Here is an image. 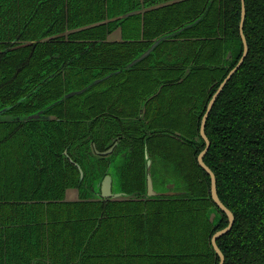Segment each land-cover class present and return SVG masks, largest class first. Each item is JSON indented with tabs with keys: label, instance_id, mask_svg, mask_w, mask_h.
<instances>
[{
	"label": "trees",
	"instance_id": "1",
	"mask_svg": "<svg viewBox=\"0 0 264 264\" xmlns=\"http://www.w3.org/2000/svg\"><path fill=\"white\" fill-rule=\"evenodd\" d=\"M163 1L167 0L149 2ZM30 2L27 8L34 5L35 0ZM121 4L116 1L110 15L115 14ZM245 4L244 32L249 51L218 95L206 123L210 146L205 161L216 174L222 201L235 215L232 228L219 237V244L226 254L225 264H264V0H245ZM99 6V0H86L82 9L71 19V25L105 18ZM130 7L141 6L132 1ZM142 18L141 14H133L121 22L117 21L118 24H124L125 37H135L136 40H92L106 37L109 29L115 25V21H108L73 32L71 41L41 42L33 53L32 45L15 46L3 51L6 44L0 41V95L6 89L23 88L20 97L33 87V84L28 83L29 78L37 83L38 90L35 93L38 102L32 103L34 93L32 98L27 96L8 110L14 115L9 119L10 122L23 121L25 119L21 116L37 109H24L15 113L17 108H42L62 97L71 85L82 87L90 79L120 70L95 84L94 88L103 85L108 87L94 92L87 103L94 105L91 115H99L110 106L113 113L135 116L143 97L157 89L159 79L153 66L158 64L160 76L170 83H166L148 102L147 116L152 117L151 127L155 131L149 138V145L154 153L164 154L166 161L177 165L186 174L192 194L183 199L187 246L182 255H148L136 264H153L154 259L156 264H161L167 258V264H201L209 261L210 252L213 254L208 232L212 233L226 225L228 219L227 214L218 210L220 223L212 228L214 223L210 221V215L218 208L212 205L211 175L198 161L199 153L206 146L200 129L210 98L244 52L240 27L242 0H179L148 10L144 15L145 39L141 40ZM50 20H44L41 26ZM33 21L32 26L35 24ZM182 26H185L184 29L175 38L162 41L147 57L133 67L125 68L151 43L152 38ZM38 32L35 29L28 30L23 37H35ZM16 34L17 30H12L9 38ZM178 37H186L179 43V51L176 45ZM75 56L72 66L66 71L67 77L59 73L44 80L54 74L53 71L62 61ZM23 58L24 65L21 70H17L23 64ZM173 60L177 61L171 63ZM78 66L84 68L78 69ZM185 70L187 73L183 75V80H174ZM119 90L121 95L116 99L115 94ZM16 96L17 93L13 95L14 100ZM9 99V102L14 101L13 98ZM70 101L74 103L73 106L65 107L66 103L60 102L48 112L57 111L61 116L70 118L89 116L87 112L78 110L79 100L72 98ZM26 121L31 123L40 120L33 118ZM54 131L62 136L61 141L64 136L73 134L65 124ZM176 131L181 133L180 137L175 135ZM139 143L142 145L143 141ZM167 200L172 201L173 198ZM195 204L198 205L197 209ZM197 231L201 237L200 245L193 237ZM169 239V247L178 251L180 245L172 243L174 237ZM150 247L158 249L153 243ZM103 259L107 263L112 260L110 256Z\"/></svg>",
	"mask_w": 264,
	"mask_h": 264
},
{
	"label": "flooded vegetation",
	"instance_id": "2",
	"mask_svg": "<svg viewBox=\"0 0 264 264\" xmlns=\"http://www.w3.org/2000/svg\"><path fill=\"white\" fill-rule=\"evenodd\" d=\"M29 1L32 3L33 0H0V41L6 44L3 51L15 46L32 45L33 53L41 42L71 41L73 32L108 21H115V25L109 29L106 37L92 40H136L135 37H125L124 24L117 23L133 14H141L143 17L139 38L142 40L145 39V12L162 6L158 5L160 2L150 3V0H99V7L105 18L72 26L71 19L82 9L86 0H35L34 5L31 4L27 8ZM116 1L122 3L120 9L110 15ZM132 1L141 7L131 8ZM156 4L158 6H155ZM135 10L138 12L130 13ZM48 18H51L50 22L41 26ZM33 20L35 24L32 26ZM182 27L167 30L152 38L151 43L142 52L149 49L155 39L162 35L169 34L166 39L175 38L176 34L184 29L179 30ZM34 29L39 31L35 37H23L28 30ZM12 30H17V34L9 38ZM174 31L177 32L173 33ZM109 36L115 39L109 40ZM184 39L186 37H178L177 48ZM75 59L76 56L62 61L53 71L54 74L48 75L44 80L59 73L67 77L66 71ZM22 60L23 64L17 70L22 69L25 58ZM151 63L153 65V62ZM153 67L159 84L155 91L143 97L139 112L135 116L113 113L110 106L99 115H91L94 105L87 103L88 98L94 92L106 90L108 87L93 86L115 72L90 79L82 87L71 85L62 97L42 108L22 106L14 111L18 113L24 109H37L33 113H39L40 121L31 123H27L25 117L32 113L21 116L25 119L23 121L10 122L9 119L14 115L8 110L27 96L31 97L38 90L37 83L29 78L28 83L33 84V87L20 97L18 96L23 88L6 89V92L0 95V264H136L139 259L143 260L148 255L167 257L185 253L183 249L187 246V239L184 231L183 199L191 197V189L186 183L185 172L166 161L164 154L154 153L149 145V138L155 131L151 127L152 117L147 116L148 102L169 82L160 76L158 64ZM83 68L78 66V69ZM186 73L185 70L174 80H183ZM16 93L17 98L14 100L13 95ZM115 95L116 99L119 98L121 90ZM9 98H13L15 102H9ZM72 98L80 101L78 110L87 112L89 116L70 118L67 115L61 116L57 111L48 112L60 102L66 103L65 107L74 104L70 101ZM38 100L35 93L32 103ZM157 105L158 103L155 106ZM64 124L75 135L68 134L61 141L62 136L54 130ZM180 134L179 131L175 132L177 137H180ZM139 141H143V144ZM149 159L152 161L151 168L148 166ZM149 169L156 180L155 188L158 191L170 188L176 192L171 195H157L156 198H144L148 192ZM141 173L143 177L140 178ZM108 177L109 181L106 179ZM174 178H182L186 185L183 181L181 184L180 181L176 182ZM106 185L110 186V191L116 196H103ZM167 198L173 200L168 201ZM212 201V205L215 204L218 208L210 215V221L214 223L212 228L220 223L218 210L227 214L228 222L212 233L208 232L213 254L210 252L209 261L201 264H220L221 255L214 246L213 235L230 222L228 213L215 199ZM194 207L197 209L198 205L195 204ZM173 233L180 245L178 251L169 247L168 241L173 237ZM221 235L217 238V244L225 255V264L226 254L219 244ZM193 237L200 245L201 237L198 231ZM152 243L153 246H158V249L151 248ZM108 256L112 260L107 263L103 257ZM168 262L167 258L161 264ZM152 263L156 264L155 259Z\"/></svg>",
	"mask_w": 264,
	"mask_h": 264
},
{
	"label": "water",
	"instance_id": "3",
	"mask_svg": "<svg viewBox=\"0 0 264 264\" xmlns=\"http://www.w3.org/2000/svg\"><path fill=\"white\" fill-rule=\"evenodd\" d=\"M175 1H179V0H167V1H163V2H160L158 5H165V4H168V3H172V2H175ZM157 4L155 6H158ZM153 6V7H155ZM138 12L137 10L135 11H132L130 13H136ZM128 13V14H130ZM127 14V15H128ZM245 18H246V4H245V0H242V18H241V24H240V27H241V34H242V37H243V41H244V52H243V55L241 56L240 60L238 61V63L230 70V72L228 73V75L224 78V80L221 82L220 86L218 87L217 91L214 93L213 97L211 98L210 100V103L208 105V109L204 115V118H203V123H202V126H201V135L204 137V139L206 140V147L204 150H202L198 156V160L200 162V164L206 169L209 171L210 175H211V185H212V195L215 199V201H217V203L219 204V206H221L229 215L230 217V222L227 226L217 230L215 232V234L213 235V243H214V246L216 248V250L220 253L221 255V261H220V264H224V259H225V255L224 253L222 252V250L220 249V247L218 246L217 244V238L219 235L227 232L228 230H230L234 224V221H235V215H234V212L231 210V208H229L223 201L222 199L220 198V195H219V192H218V186H217V178H216V174L214 172V170L206 163L205 159H204V156L205 154L207 153L208 149H209V146H210V139L209 137L207 136L206 134V121H207V118H208V115L218 97V95L221 93V91L223 90V88L225 87V85L227 84V82L229 81V79L233 76V74L236 72V70L239 68V66L243 63V61L245 60V57L246 55L248 54V51H249V44H248V40H247V37H246V34L244 32V23H245ZM191 24V23H190ZM184 27H182L181 29L179 30H182ZM177 31H174L173 33H176ZM172 33V34H173ZM170 35L169 34H166V35H162L161 37L155 39V41L153 42V44L149 47V49L145 50L144 52L140 53L139 55H137L135 58H133L131 61H129L125 68H131L133 65H135L137 62H139L142 58H144L145 56H147L150 52H152L154 50V48L163 40V39H166L168 38ZM109 40H114L115 38L114 37H111L109 36L108 37ZM120 71V70H118ZM118 71H115V72H118ZM109 76V75H107ZM92 84V83H91ZM89 84V86L91 85ZM70 95V94H69ZM67 96V95H66ZM38 115L39 113H32L28 116H26L25 118L26 119H33V118H38ZM151 164H152V161L151 159L148 160V166L149 168H151ZM110 179V177L106 178ZM155 183H156V180L153 178L152 176V173H151V170L149 169V173H148V181H147V184H148V187H147V193L143 196L144 198H156L157 195H162V194H165V195H171V194H174L176 191L173 190V189H168V190H164V191H158L156 188H155ZM187 183V182H186ZM185 183V185H186ZM110 185V184H108ZM104 186L105 188L103 189V196H116L112 193V191H110V186ZM168 187L169 184H167Z\"/></svg>",
	"mask_w": 264,
	"mask_h": 264
},
{
	"label": "rangeland",
	"instance_id": "4",
	"mask_svg": "<svg viewBox=\"0 0 264 264\" xmlns=\"http://www.w3.org/2000/svg\"><path fill=\"white\" fill-rule=\"evenodd\" d=\"M174 171V170H173ZM175 180H176V182H179L180 181V184L182 183V181H183V184L185 183L184 182V180L182 179V178H174ZM169 225V221H168V224H167V226ZM173 237H174V240H173V244H177V242H178V238H177V240H176V238H175V233H173ZM177 247V246H176Z\"/></svg>",
	"mask_w": 264,
	"mask_h": 264
}]
</instances>
